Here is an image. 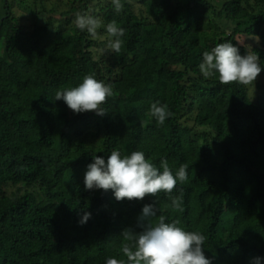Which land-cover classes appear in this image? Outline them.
Segmentation results:
<instances>
[{"label": "trees", "instance_id": "obj_1", "mask_svg": "<svg viewBox=\"0 0 264 264\" xmlns=\"http://www.w3.org/2000/svg\"><path fill=\"white\" fill-rule=\"evenodd\" d=\"M15 1L0 0V264L126 260L121 233L142 231V209L154 203V223L164 215L207 238L212 264H264V0H122L120 13L111 0H36L33 24ZM77 12L125 29L120 53H99ZM228 41L258 55L253 84L199 71L203 52ZM88 74L113 89L103 116L54 99ZM156 102L172 113L163 125L150 115ZM113 150L142 151L157 167L166 159L174 174L186 165L173 192L183 191L184 211L164 192L118 201L86 190L94 155L107 162Z\"/></svg>", "mask_w": 264, "mask_h": 264}, {"label": "clouds", "instance_id": "obj_2", "mask_svg": "<svg viewBox=\"0 0 264 264\" xmlns=\"http://www.w3.org/2000/svg\"><path fill=\"white\" fill-rule=\"evenodd\" d=\"M111 4L116 13L124 9L122 0H111ZM74 24L93 39L98 37V30L104 27L108 36L107 48L120 53L125 29L118 26L116 21L104 25L94 15L77 12ZM198 67L206 79L218 74L219 82L223 85H251L262 71L258 55L251 51L241 55L239 48L231 41L218 43L210 51H204ZM112 96L110 85L88 74L78 86L58 90L54 99H62L74 113L92 111L103 116L106 113L103 105ZM149 111L159 125H163L172 115L167 105L158 102L152 103ZM187 179L186 165H181L174 174L166 159L157 167L142 151L122 156L120 151L113 150L107 162L94 155V162L88 165L85 173L84 184L86 190H112L118 201L143 200L148 195L158 197L159 193L164 192L171 201L170 207L176 212H183V191L175 196L173 192L178 183L183 184ZM158 211L155 203L143 207L138 220V226L143 230L136 232L126 228L121 233L123 239L130 242L121 249L126 260L113 256L106 259V264H212L203 250L207 238L202 233L185 230L179 226L178 220L166 222L164 215H159L154 223L153 218ZM90 215L85 213L80 223H86ZM261 259L254 258V264H261Z\"/></svg>", "mask_w": 264, "mask_h": 264}, {"label": "rangeland", "instance_id": "obj_3", "mask_svg": "<svg viewBox=\"0 0 264 264\" xmlns=\"http://www.w3.org/2000/svg\"><path fill=\"white\" fill-rule=\"evenodd\" d=\"M23 1V0H22ZM34 2H36V0H26L25 3H22L20 4V0H16L15 1V5H14V9L17 11L18 14L20 15H25L27 19H25V21L28 23V24H33L34 23V16L31 14V7H33L35 4ZM67 2H63V3H59L58 4V11L57 13H54L55 15V19L56 20H61L63 19L62 18V13L65 12L66 10H68V7H67ZM48 5H52L51 3H47ZM2 5V4H1ZM3 6V5H2ZM52 6H50L51 8ZM97 41H98V48H99V53H102L104 54V52H106L108 50L107 48V44H103L104 43V39H105V36L102 35V33L100 32V29L98 30V37L96 38ZM250 43H253L252 40L249 41ZM253 96L256 97V94L253 93ZM14 189L13 188H8L6 191L8 193H12ZM118 202V201H117Z\"/></svg>", "mask_w": 264, "mask_h": 264}]
</instances>
